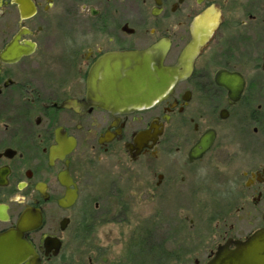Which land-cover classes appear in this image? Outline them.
Segmentation results:
<instances>
[{"label":"flooded vegetation","instance_id":"obj_1","mask_svg":"<svg viewBox=\"0 0 264 264\" xmlns=\"http://www.w3.org/2000/svg\"><path fill=\"white\" fill-rule=\"evenodd\" d=\"M154 46L188 69L171 95L101 107L107 66ZM203 164L220 190L194 246ZM260 234L264 0H0V264H209Z\"/></svg>","mask_w":264,"mask_h":264},{"label":"water","instance_id":"obj_2","mask_svg":"<svg viewBox=\"0 0 264 264\" xmlns=\"http://www.w3.org/2000/svg\"><path fill=\"white\" fill-rule=\"evenodd\" d=\"M123 64L107 66V62L99 65L100 71L107 66L100 79L99 105L106 109L130 111L137 108L153 106L171 95L177 82L188 73L180 67L164 66L165 52L158 46L145 51L126 52ZM211 142L203 140L202 150H195L199 156L206 151ZM239 249V257L228 255L212 260L209 264H249V260L264 261V236L256 235ZM257 244H262L257 248ZM259 254L260 256H256ZM237 259V260H236Z\"/></svg>","mask_w":264,"mask_h":264},{"label":"rangeland","instance_id":"obj_3","mask_svg":"<svg viewBox=\"0 0 264 264\" xmlns=\"http://www.w3.org/2000/svg\"><path fill=\"white\" fill-rule=\"evenodd\" d=\"M203 169L197 173V179L201 184L199 185H190L189 191L187 193V209L186 214L189 217V231L188 238L191 244L202 246L212 236L211 232L213 230L212 218L214 210L216 208L215 202L211 199L209 201L206 199L208 196L211 198L219 194V186L217 185L215 179L212 177L214 170L211 167L205 166L203 164ZM211 175V176H210ZM193 185V186H192ZM219 189V190H218ZM218 190V191H217ZM205 197V198H204ZM182 199L176 198L174 196L170 201L166 200L165 202H158V210L163 211L164 217H169V214L166 212L177 211L178 206H181ZM139 210L143 212H150L152 205L150 202L139 203ZM192 220L194 221L192 223ZM176 221V219H174ZM176 223H174L173 236L175 238L176 233ZM181 234L177 236L175 241H181Z\"/></svg>","mask_w":264,"mask_h":264}]
</instances>
